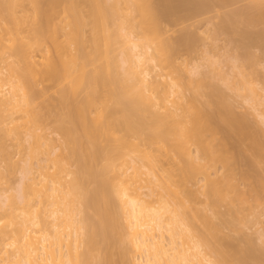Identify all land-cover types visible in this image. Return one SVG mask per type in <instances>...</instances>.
<instances>
[{
    "label": "rangeland",
    "instance_id": "374dc122",
    "mask_svg": "<svg viewBox=\"0 0 264 264\" xmlns=\"http://www.w3.org/2000/svg\"><path fill=\"white\" fill-rule=\"evenodd\" d=\"M49 1L0 0V66L6 71L2 80H20L16 82L26 87L23 91L31 100L8 125L12 130L3 124L4 113L0 118V192L15 188L20 159L36 152L40 156L42 142H51L59 155L51 156L55 167L47 172L56 173L64 191L72 190L71 185L73 193L66 203L79 209L78 220L94 234L95 248L80 249L85 253L82 264H134L141 257V249L134 250L127 238L124 211L112 186L116 171L129 185L125 177L134 168L139 179L129 186L150 201L145 195L156 185L153 190L179 205L212 264H264V243L255 232L264 227V121L251 107L250 92L238 90L239 71L255 92L264 87V0H59L52 17ZM58 25L66 27L60 28L65 35ZM124 26L152 49L158 67L151 70L149 81L162 74L164 83L177 84L167 107L171 110L172 102L181 98L183 118L166 117L163 110L155 116L149 104L135 107L130 102L135 94L123 87L131 83L123 75L119 34ZM66 50L73 52L71 62ZM165 94L158 93L162 98ZM83 105L86 125L99 124L95 139L76 116L75 110ZM228 116L240 125L227 122ZM188 128L196 130L194 135ZM29 130L41 138L30 143L32 151L24 148L26 144H15ZM195 149L203 159L200 164L210 162L208 173L218 171L219 187L211 196L204 197L199 187L201 169L188 164L186 153ZM107 165L109 171L101 174ZM105 178L112 179L105 193L107 204L99 200L98 185ZM14 213H0V229L6 232L0 234V251L10 241L8 221L20 223ZM104 213L111 219L109 229L103 227Z\"/></svg>",
    "mask_w": 264,
    "mask_h": 264
},
{
    "label": "bare ground",
    "instance_id": "6f19581e",
    "mask_svg": "<svg viewBox=\"0 0 264 264\" xmlns=\"http://www.w3.org/2000/svg\"><path fill=\"white\" fill-rule=\"evenodd\" d=\"M135 2H137V1L135 0ZM135 2H133V3H135ZM49 3H50V5L48 4L49 5L48 7L51 6L52 11L49 8L50 11H48V12H50V13L48 16H51L50 15V14H52L51 12H54L53 8L56 9V7H58L60 5V1L59 0H50ZM117 4L119 5V3H117ZM139 4H140V2H139ZM65 5L68 6L66 3H65ZM138 5H136V6H138ZM143 6H146V5H143ZM143 6L141 5V8ZM63 7H64V4H63ZM139 7H140V5H139ZM139 7L137 9H139ZM141 8H140V12H143V10ZM61 9H62V7H61ZM66 9H67V7H66ZM69 9H71V8H69ZM145 11H146V9H145ZM147 11H148V9H147ZM55 13H56V11H55ZM146 13L144 12L143 14L146 15ZM146 17L147 16H145V18ZM151 20H150V22L154 21V20H152V21ZM60 21L62 22V20H60ZM125 23L127 24V22H125ZM65 24H67V23H65ZM64 27H60L58 25L59 29H57V30H60V28L64 29ZM65 33H63V34L65 35ZM52 34L54 35L56 33L52 32ZM63 34H61V35H63ZM111 36L113 38V34H111ZM114 36H115V34H114ZM119 36L121 37L120 38L121 39V46H122L121 47V49H122L121 53L123 55L122 56L123 57L122 58V64L125 65L124 66L125 68H123L124 69L123 75L126 76V79H129V81L131 80L130 84L128 83L126 86L123 85V87H125L124 89L127 88V90L133 91V94H135L133 99H130V100H132V101H130L131 103L134 101L132 105L135 104V107H137L136 104L137 105L149 104L150 107H152L154 110L157 111V112H154V114L156 113L155 116L156 115L158 116V112L163 110V111H165L164 116H166V117L177 116L179 118H183V114H182V112L184 113V110H182L183 106H181L182 104L179 103L181 98L179 99V97L176 96L177 97L176 100L179 99V101L178 102L177 101L172 102V104H171L172 109L171 110L169 109L170 107H167L168 99H170L169 96H172L174 93L176 95V93H177V90H175V88L178 87L177 84L173 81H170L168 83H164L162 81L164 79V76H162V74L161 75L158 74V76H157L158 80L154 79V81L153 80L149 81L151 70L152 71L156 70L158 67L156 64L157 62L155 61L156 59L152 56L151 47L148 44L147 45L142 44L140 42V39L138 37H135L132 30L127 29V27H125V26L120 28ZM73 40L74 39H72V41ZM93 41H95V39ZM69 42H71V41L69 40ZM70 45H72V43L69 44V46ZM71 48H74V47L71 46ZM63 50H65V49H63ZM63 50L62 51L59 50V51L64 52ZM67 50H66V57L68 60H70L69 62H71L73 52L67 53ZM59 51H56V52H59ZM69 51H71V50H69ZM102 52H104V51H102ZM103 54L105 55L106 53H103ZM64 56H65V54H64ZM90 58H92V57H90ZM0 61H2V58L0 59ZM75 61H77V59ZM63 63H64V61H63ZM61 64L62 63H60V65ZM75 64H73V65H75ZM77 65H81V64L79 63ZM65 66H67V64ZM71 67L69 69H71ZM73 67H75V66H73ZM81 67H83V65H81ZM67 68H68V66H67ZM3 69L4 68L1 65L0 66V113H1L0 118H1V116H3L2 114L4 113V116L2 118L3 122H4V120H6V119L7 120L3 124L5 125V123H6V126H7L6 128L8 129L9 124L14 123L16 118L19 119L18 117H15V115L19 111L24 112L28 109L27 107L30 105L29 101H31V100L28 97L29 95H27L23 91V89L25 90L26 87L23 88L24 85H22V86L18 85L17 82L20 80L16 79L17 82L13 81L14 78L13 79L7 78L5 80H2L4 71H5ZM62 71H64V70H62ZM239 72H240L242 78L239 81L238 90H239V88H241V89H246L250 92V94H251L250 99L252 102L251 107H252L255 115L258 118H260V121L261 120L264 121V87H262L260 89L261 93L255 92L253 86L251 85V82H249V80L245 79V77L243 79L244 75L242 74L241 71H239ZM65 75H66V73H65ZM123 75H122V77H123ZM11 77H12V75H11ZM70 79H73V78L70 77ZM74 79L76 81L75 82L73 81V83H74L73 85H75V83L77 82V79L76 78H74ZM129 81L127 80V82H129ZM78 82L81 83V85H82V83H83L82 78H80L78 80ZM234 84H235V82H234ZM25 85H26V83H25ZM76 85H78V84H76ZM78 86H80V85H78ZM76 88H77V86H76ZM76 88L74 87L75 90H76ZM160 91L161 92L163 91L166 94L167 93L168 94L167 95L165 94L163 96L164 98H162V96L159 97L160 95H158V93ZM125 92H127L126 93L127 95L130 94V96H131L132 92L128 93L129 91H126V90H125ZM133 94H132V96H133ZM135 98H136V100H134ZM247 102H248V100H247ZM249 102H250V100H249ZM191 108H193V107H191ZM22 109H25V110H22ZM84 110H85L84 105L77 107V109L75 110L76 114H77L76 116H78L81 119L82 124H83L82 128H84V131L86 132V134H88L90 139H93L95 136V133L98 130L99 124L97 125L96 122L92 121L91 124L87 126L86 120H85L87 117L84 115V113H85ZM19 113L21 114V112H19ZM25 113H27V112H25ZM180 113L182 115H180ZM226 114H228V113H226ZM229 114H230V112H229ZM25 116H27V114ZM19 117H20V115H19ZM153 117H154V115H153ZM228 118L229 119L226 118L227 122L229 120H231L229 116H228ZM155 119L157 122V119H159V118L155 117ZM151 121H152V119H151ZM229 122H233L235 124L237 123V125L238 124L240 125V123H241L239 120H237L234 117ZM158 123H159V121H158ZM194 123H195V121H194ZM130 124H128V126ZM153 124H154V122H153ZM12 127L10 128L11 130H12ZM7 129H5V130H7ZM192 129H194V128H192ZM188 130H190V132H192L193 135H194L193 132L196 131V130L195 131L191 130L190 128H188ZM9 131L10 130H8V133H10ZM21 136H23V137L21 138L19 136V138L17 137L18 139L16 137H14V138H16L15 144L17 146L22 145V144H24V146H25V144H26L27 146L24 148H27V149L30 148V150H31V144L30 143L32 142L34 144V143H36L35 141L38 139L37 138L38 135H35V132H33V130L26 131ZM38 140H41V138L39 137ZM15 144H13V146H16ZM52 145L53 144H51V142L47 143L46 141H43L42 142L43 148H41L42 150L39 153L40 156L39 155L37 156L38 152H36V154H34V156L28 155V156L24 157L23 159H20L18 164L16 163V165H17L16 168H18L17 171H18L19 177H18L15 188L12 190L11 189H5V190L0 192V213L8 212L9 216H11L10 214L14 211L15 217L20 219V223L17 224V223H13L14 222L12 220L13 218L12 219L10 218L12 220V222H10L11 221L10 220V221H8L9 223H7L8 225H6L7 227L8 226L10 227L11 237H10V241L8 243L3 244V248L0 251V264H63V263L64 264H82V262H81L82 256H84L85 253L80 252V249L83 247V245H85L86 248H88L89 250H91L93 246H94L93 248H95L96 243L94 241L93 232H89L84 221L78 220V218H77V215H79L78 214L79 209L78 210L75 209V211H74V208L70 209L67 205L69 203H66L67 201H69V200H67L68 195L73 193V192H71L73 190V188L70 185V188L72 190L64 191L62 184L56 178V173L53 172L51 174H48V172H47V169L48 170L51 169V171L54 169V167H55L54 161L56 160L55 158H56V156L59 155V152H58L59 148L57 146H52ZM18 148H20V146ZM48 149H50L49 152H48ZM189 152L190 153H186L189 166L192 168H195V170H196V168H197V170L199 169V172L201 169V171L203 172L202 174H204L201 177L202 183L199 186L201 188V190L203 191L202 195L204 197L205 196L207 197L210 194V196H211V194H214L218 190V187H219L218 186L219 183L217 181L218 178H216L218 171H217V169H215L212 173H208L209 172L208 169H210V166H209L210 162L206 165L200 164V161L203 159L197 155V150L195 149L194 152H193V150L189 151ZM33 153H35V152H33ZM192 153H193V156L190 155ZM35 155L37 157H35ZM51 156L52 157L55 156V158L51 159ZM34 157H35V159H34ZM48 163H50V166L48 165ZM151 168L152 167H149L148 171H150ZM109 169H110V167H109V165H107L103 168V170L100 173L101 174L107 173L109 171ZM144 169L147 170V167L145 166ZM137 170H138V168H136V169L134 168L135 173H137L136 172ZM138 172L140 173V171H138ZM149 173L152 174V170ZM121 174L122 173H119L118 171H116V173L114 175V181L112 182V179H110V180H111L112 186L115 190L116 197L118 196L117 198H119L120 207L124 211V219L126 222L127 238L130 241L131 245H133L134 250L138 251L141 249L140 252H142V254H140L141 257H138L135 260L134 264H212V261L210 260L209 255H207V253H205L203 250L204 247H203V243H201L202 241L200 242L197 239L196 234L193 232L194 230L192 229V226L187 221H185V219L183 217L184 216L183 212H181L179 209V207H180L179 205L173 206L172 204H170L168 202L167 199L162 197L158 193V191H156L157 190L155 187L156 183L154 184L155 186H153V187H155L156 190L155 189L153 190L152 189L153 187H152L149 189L150 193H148V195L147 194L145 195V196L150 197L151 200L146 201V200H144V198L142 199L140 197V195L137 194L135 189L131 188L128 184H126V182L122 178ZM144 174H146L145 171H144ZM211 175L213 177H211ZM137 176H139V175H137ZM153 176H152V178H153ZM69 177H70V173H67L66 178L70 179ZM149 177H150V175H149ZM149 180H148V182H149ZM111 182L109 181V179L105 178L98 185L102 190V195L99 197V200L104 204H107V201H108L107 195H105V193L107 192L108 187H109V183H111ZM163 183H164V181H163ZM72 184H73V182H72ZM160 184H162V181ZM167 184L168 183L166 182V184L164 183V185L163 184L162 185L164 187H170V186H168L169 184L168 185ZM75 186H76V184H75ZM165 190H166V188H165ZM11 191L13 194L11 193ZM153 196H155V197H153ZM96 204H97V202H96ZM100 213H101V211H100ZM103 217H104V220L102 219L103 220L102 222L104 224L103 227L105 226L104 229H106V227L108 228L111 226V223H110V226H108L109 225L108 220L111 221V219L109 218L110 216L108 217L107 213H104ZM206 218L207 217H205V219ZM1 223H2V221L0 220V224ZM16 224L18 226H15ZM207 224H208V222H207ZM65 230L68 232H66ZM255 232L258 235V239L262 243H264V227L256 228ZM2 233H6V232L3 229H0V234H2ZM153 241H158L159 246L157 247L153 243ZM173 244L175 245L174 247L172 246ZM69 245H71V248H72L71 250L68 248ZM7 247L9 249H11L10 254H8L7 253L8 251L6 252V249H4ZM61 248L64 249L62 252H61V250H62ZM88 249H86V253H87ZM53 253H55V254H53ZM1 255H4V256H1ZM56 260H57V262H54ZM108 262L109 261H107V263Z\"/></svg>",
    "mask_w": 264,
    "mask_h": 264
},
{
    "label": "snow or ice",
    "instance_id": "6c2138e0",
    "mask_svg": "<svg viewBox=\"0 0 264 264\" xmlns=\"http://www.w3.org/2000/svg\"><path fill=\"white\" fill-rule=\"evenodd\" d=\"M125 179L127 180V182L129 183V185H134L136 183V181L139 179V177L136 175L135 171L133 169H129L128 170V174L125 177ZM153 243L158 247L159 246V242L158 241H153ZM173 247L175 246L174 244L172 245Z\"/></svg>",
    "mask_w": 264,
    "mask_h": 264
}]
</instances>
